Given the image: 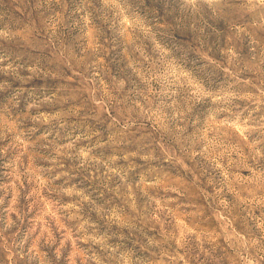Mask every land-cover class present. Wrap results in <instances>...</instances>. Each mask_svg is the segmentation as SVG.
Masks as SVG:
<instances>
[{
	"label": "clouds",
	"instance_id": "9594fccd",
	"mask_svg": "<svg viewBox=\"0 0 264 264\" xmlns=\"http://www.w3.org/2000/svg\"><path fill=\"white\" fill-rule=\"evenodd\" d=\"M0 177V264H264V0H0Z\"/></svg>",
	"mask_w": 264,
	"mask_h": 264
},
{
	"label": "rangeland",
	"instance_id": "374dc122",
	"mask_svg": "<svg viewBox=\"0 0 264 264\" xmlns=\"http://www.w3.org/2000/svg\"><path fill=\"white\" fill-rule=\"evenodd\" d=\"M178 166L182 167V168H190L192 165H191L190 162L185 161L182 165H178ZM191 175H192V173H189V176H191ZM193 178H195V177H193ZM0 180H6V178L5 177H0ZM204 191L205 192H211V188L210 187L209 188H205ZM192 195L195 196L196 193L193 192Z\"/></svg>",
	"mask_w": 264,
	"mask_h": 264
}]
</instances>
